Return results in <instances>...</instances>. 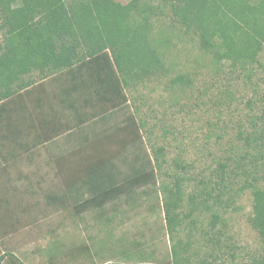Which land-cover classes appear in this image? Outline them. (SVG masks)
I'll list each match as a JSON object with an SVG mask.
<instances>
[{
    "label": "trees",
    "instance_id": "obj_1",
    "mask_svg": "<svg viewBox=\"0 0 264 264\" xmlns=\"http://www.w3.org/2000/svg\"><path fill=\"white\" fill-rule=\"evenodd\" d=\"M165 18L191 36V48L198 50L196 61L203 60L211 74L220 76L223 67H228L252 79L255 69L263 66L264 0H0V117L9 119V127L22 126L19 116L11 120L18 99H30L31 88L38 84L36 77L45 83L62 75L68 83L59 89L61 94L53 95L66 102L67 111L81 109L77 105L85 99L81 95L95 93L96 97L99 93L97 101L84 100L88 102L85 106L97 107L93 116L114 117L128 88L147 77L176 70L175 62L167 58L172 37ZM192 82L190 74L182 71L170 79L171 87L182 91ZM223 92L224 103L219 108L215 97L212 107L231 111L233 97L227 89ZM41 98L37 106L44 117L48 111ZM260 103H264V94L254 104L246 103L242 118L224 122V132L232 130L228 151L210 169V181H203L188 201L183 188L186 176L181 173L173 176L172 185H157L166 162L164 145H154L147 159L136 155L130 176H123L115 164L96 159L71 183L75 192L68 189L66 196L50 198L61 206L69 199L77 213L96 210L95 217H102L110 210L108 204L122 196L135 202L159 191L172 264H264V106L259 113L253 111L261 108ZM82 115L84 121L88 112ZM135 119V115L125 118L128 123ZM171 131L165 129L166 134ZM213 139L221 144L225 134L222 130L208 132L206 140ZM174 165L185 173L190 166L178 157ZM236 181L240 184L234 189ZM247 190L252 194L248 222L258 235L259 247L248 250L244 246V254L232 238L225 242L229 222L225 214L234 195ZM185 202L188 210L182 211ZM202 214L207 218L201 219ZM201 248L211 250L202 256ZM9 255L16 260L13 253ZM5 257L6 253L0 254V264Z\"/></svg>",
    "mask_w": 264,
    "mask_h": 264
},
{
    "label": "rangeland",
    "instance_id": "obj_2",
    "mask_svg": "<svg viewBox=\"0 0 264 264\" xmlns=\"http://www.w3.org/2000/svg\"><path fill=\"white\" fill-rule=\"evenodd\" d=\"M120 1L127 3L130 0ZM164 20L172 37L166 51L167 58L175 62L176 70L167 75L147 77L137 86L128 88L127 97L115 111L114 117L103 119L101 113L93 116L97 107L85 106L87 98L97 101L101 96L99 93H96V97L91 92L90 97L88 94L81 95L86 100L78 101L81 109L73 113L67 111L66 102L61 101L60 96L56 98L53 95L55 92L61 94L59 89L68 83L65 75L58 80H45V83L39 77L35 78L38 84L31 88L30 99L20 97V103L14 108L11 120H18L15 119L18 116L22 118L19 128L9 127V119L0 117V254L6 253L1 264H21L19 256L24 257L25 264H49L47 260L33 257L32 254L38 251L30 253L26 244L29 239L46 238L47 228L58 227L57 223L62 218L68 221L69 227H60L56 238L52 237L53 241L49 243L50 251L58 255V264H89L87 256H79L82 253V250L79 253V247L85 243L80 224L98 221L101 227V218H115V223H118L116 236L113 235L117 237L118 244L107 251L112 254L111 263L172 264L159 191L135 202L122 196L108 204L110 210L102 217H95L96 210L77 213L69 199H66L65 206H61L50 198L53 195L66 196L68 189L75 192V185L71 186V183L85 174L86 167L99 158L115 164L123 176H130L135 156L147 159L154 145L165 146L166 162L158 175L159 187L166 183L172 185L173 176L181 173L186 176L183 188L184 199L188 201L190 194L203 187V181H210V169L216 167V162L228 151L227 138L232 132L231 129L224 132L221 127H225L227 121L230 124L233 117L242 118L247 112L246 103L250 100L254 104L264 94V53L261 58L263 66L255 69L252 79H245L242 73L228 67H223L220 76L211 74L203 60L196 61L198 50L191 48V36L184 35L170 19ZM176 71L190 74L193 82L187 90L171 87L170 79ZM257 82L260 86H256ZM226 89L233 97L232 110H225L222 106L220 112L212 107V102L216 97L220 108L224 103L221 101L225 97L223 90ZM40 96L41 103L47 105L49 112L44 117L40 113L42 108L37 106ZM258 106L263 107L264 103ZM262 107L253 111L259 113ZM84 112H88V116L83 121ZM132 115L136 119L128 123L125 118ZM45 120L51 123L48 124V133L41 134L38 129L46 124ZM141 121L146 124L141 125ZM166 128L172 131L166 134ZM214 130H222L225 134L221 144L214 139L206 140L207 133ZM177 157L190 165L188 172L174 165ZM239 184L236 181L233 188ZM234 196L225 214L229 221L225 242L232 238L245 254L244 246L248 250L259 247L258 235L248 222L252 212V194L247 190ZM49 199L59 207L49 204ZM186 203H183L182 211L188 210ZM236 206L238 209L234 211ZM201 216V219L207 218L203 214ZM34 220L36 224L39 221L43 223L40 226H27L28 222L33 223ZM48 220L49 227H45L47 223L44 222ZM103 228L108 230L111 227L106 225ZM57 238L59 242L55 241ZM125 242L129 246L124 249L125 245L122 244ZM22 247L26 250H21ZM210 250L201 248V255ZM9 253H13L16 260ZM223 259H229V252Z\"/></svg>",
    "mask_w": 264,
    "mask_h": 264
},
{
    "label": "crops",
    "instance_id": "obj_3",
    "mask_svg": "<svg viewBox=\"0 0 264 264\" xmlns=\"http://www.w3.org/2000/svg\"><path fill=\"white\" fill-rule=\"evenodd\" d=\"M44 108L47 110L48 109L47 105ZM46 113H49V112H46ZM48 128H49L48 124H46V125L44 124L42 127H40L39 129L37 128V129L42 134V133L47 132ZM49 204H51L53 206L56 205L59 207V205L54 203L52 200L49 201ZM114 220H115V218H103V219L101 218V219H99V221L101 222V224H100L101 227H99L98 221H91L90 223L87 222V223L80 224V228H82V230H83L85 243H83L82 246L79 247V253H81V250H82V253H81V255L79 254V256L83 257V258L85 256H87L88 259L90 260L89 264H108V263L111 264V261L113 260L112 254H110L107 251H111L112 249L116 248V246L118 244L117 237L116 238L113 237V235L116 236V233H117L116 229H117V225H118V223L116 224ZM42 223H43L42 221H39L36 224L35 220H34L33 223L28 222L27 226H31V227L33 225L40 226V224L42 225ZM44 223H47L44 225L45 227H49L48 226L50 224L49 220L45 221ZM57 224H58V227H56V228H52V227L47 228V232H46L47 237L46 238L37 237L34 239H29V242L26 244V247H27V245H29V252L33 253L34 250L38 251L37 254H32L33 257L34 256L37 257L38 260H47V262H49V264H58V255H54L50 251L51 248L49 247V243H51V241H53L52 237L56 238L60 227L64 229V227H69V226H68V221L64 218L60 219ZM106 225H109L111 228L108 230L103 228ZM41 229H42V227H41ZM95 229H97V230H95ZM55 241L59 242L58 238ZM130 244H131V242H130ZM122 245H125L124 249L127 248V246H129L128 242H125ZM40 246H41V249H40ZM42 247H43V250H42ZM21 250H26V248L22 247ZM102 251H104V254L102 253ZM40 252L42 254H40ZM18 258H20L19 262L21 264L26 263L24 257L22 258V256H19ZM110 259H112V260H110ZM125 264H127V263H125Z\"/></svg>",
    "mask_w": 264,
    "mask_h": 264
}]
</instances>
